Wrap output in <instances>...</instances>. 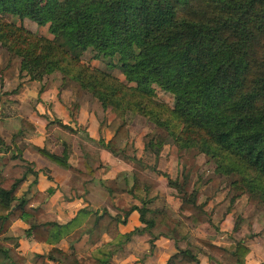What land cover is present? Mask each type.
<instances>
[{"label": "trees", "instance_id": "obj_1", "mask_svg": "<svg viewBox=\"0 0 264 264\" xmlns=\"http://www.w3.org/2000/svg\"><path fill=\"white\" fill-rule=\"evenodd\" d=\"M22 19L45 25L51 36L29 29ZM0 46L19 60L18 76L42 80L55 73L71 79L102 108L122 117L105 143L112 153L134 158L126 118L143 116L162 128L178 150L194 148L212 159L214 171L236 174L233 184L259 197L264 219V0H0ZM85 50L123 79L82 62L79 56ZM155 87L170 95L169 104L154 98ZM76 108L77 102H71V117ZM154 139L145 148L156 156L162 140ZM38 150L86 181L97 174V152L83 153L72 165L65 154ZM150 168L156 170L154 165ZM156 171L180 194L176 214L186 229L210 223L195 189L186 191L185 175L170 179ZM28 173H33V163L19 151L0 168V234L14 219L31 216L35 222L25 230L27 236L35 241L57 239L69 223L41 219L43 210L31 205L33 197L15 196ZM132 209L152 237H175L165 211L144 204L129 205L123 217L105 209L94 213L80 233L92 240L102 233L114 236ZM47 223L50 228H45ZM196 241L208 258L221 264L245 263L248 247L241 241L233 248L204 237ZM7 252L18 258L12 249ZM47 258L85 264L83 258L56 247ZM164 264H199V260L183 248Z\"/></svg>", "mask_w": 264, "mask_h": 264}, {"label": "crops", "instance_id": "obj_2", "mask_svg": "<svg viewBox=\"0 0 264 264\" xmlns=\"http://www.w3.org/2000/svg\"><path fill=\"white\" fill-rule=\"evenodd\" d=\"M22 24L33 31L41 27L27 19H22ZM41 33L51 36L48 32ZM18 64L19 60L0 46V168L12 153L19 151L24 159L33 163V173L26 175L15 196L33 197L31 205L43 210L41 219L69 225L57 239L35 241L25 234L35 219L31 216L14 219L0 234V264H67L47 258L52 247L83 258L85 264H164L170 254L183 248L195 253L199 264H221L208 258L196 237L208 238L226 248H233L236 241H241L248 247L244 264H264V230L258 227L261 226L259 221L254 222V218L250 223L245 221L239 223L238 228L233 227L234 217L241 208L239 198L225 207L223 193L205 202L196 193V201H202L210 223L185 228L176 214L180 194L156 171L178 179V149L172 143L169 151L163 152L161 142L155 156L150 148H145L148 140L156 141V135L148 139L145 136L155 126L151 121L145 117H127L128 141L135 149L134 158L114 154L105 143L122 117L115 116L116 112L108 107L102 108L96 98L88 97V92L75 81L55 73L42 80L28 79L23 73L18 76ZM110 72L123 79L115 69ZM73 101L77 102V109L71 117L69 109ZM110 111L113 113L107 114ZM55 121L76 132L62 129ZM39 148L56 155L65 154L66 161L72 165L83 153L97 152L100 163L97 174L86 181L41 154ZM146 154L148 158L152 156V161L151 158L145 161ZM152 165L156 170L150 168ZM131 204L164 210L175 237L160 234L152 237L151 232L143 229L135 209L118 223L114 236L102 233L92 240L85 232L80 233L89 225L94 213L105 209L123 217V210ZM50 227L51 223L45 225V228ZM8 248L17 259L7 254Z\"/></svg>", "mask_w": 264, "mask_h": 264}, {"label": "rangeland", "instance_id": "obj_3", "mask_svg": "<svg viewBox=\"0 0 264 264\" xmlns=\"http://www.w3.org/2000/svg\"><path fill=\"white\" fill-rule=\"evenodd\" d=\"M32 27V26H31ZM37 32H47L45 26L38 27ZM80 60L84 63H87L91 66L98 67L101 69H105L108 72L112 69L105 68V64L98 58H91V51L85 50L80 56ZM70 81V79H68ZM67 80V81H68ZM73 81V80H71ZM88 97L92 96L89 91H87ZM154 98L167 102L168 104L171 102V97L169 94H165L160 91L157 87H155ZM77 109V108H76ZM70 110V109H69ZM104 111V110H103ZM113 112H107V114H112ZM106 115L105 113L103 114ZM115 116L120 117L118 114H114ZM128 117H143L138 114H132ZM145 124V123H144ZM147 127L150 128V125ZM156 135L158 139L161 137L162 146L161 149L164 152L165 150L169 151V147L172 145L171 139L167 136L166 132L160 127H153L150 131H147L145 134L148 139L150 136ZM138 143V141H136ZM177 177L179 180L182 179V174L186 177V185L185 189L187 192L193 188L196 193L199 194L200 200L205 202L208 199H212L213 196H216L218 193H223V200H225V207H229L233 205L232 203L237 198L241 199V203H238V207L240 212L234 217L233 227L238 228L242 222L250 223L252 219L255 221H259L261 226H258L260 230H264V219L262 215V205L259 201V197L257 198L255 193H249L248 191L236 187L237 184H233V181L237 180L236 174H224L219 173L213 170L214 163L211 158L207 155L196 151L194 148L187 147L179 149L177 152ZM166 155V154H165ZM145 161L151 158H148V155L143 156ZM156 176V174H155ZM230 199V200H229ZM222 200V201H223ZM201 201V202H202ZM240 223V224H239ZM180 230L182 229V225L178 227ZM212 230L214 228H211ZM216 230V229H215ZM213 232V231H212ZM209 233V232H208ZM211 235V234H210Z\"/></svg>", "mask_w": 264, "mask_h": 264}]
</instances>
